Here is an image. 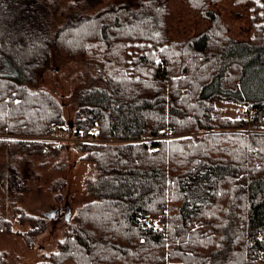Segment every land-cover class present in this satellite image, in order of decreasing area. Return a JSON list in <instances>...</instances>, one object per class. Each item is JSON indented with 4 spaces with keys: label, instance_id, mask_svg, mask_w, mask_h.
Wrapping results in <instances>:
<instances>
[{
    "label": "trees",
    "instance_id": "obj_1",
    "mask_svg": "<svg viewBox=\"0 0 264 264\" xmlns=\"http://www.w3.org/2000/svg\"><path fill=\"white\" fill-rule=\"evenodd\" d=\"M68 1L0 0V147L54 155L67 144L40 138L68 130L89 140L81 159L106 175L99 212L81 214L91 228L36 264H264V76L251 81L264 72V0H234L247 8V39L229 36L213 9L223 0H185L209 25L183 41L168 38L163 0H112L94 13L102 0ZM52 51L81 56L102 82L78 92L72 123L53 94L24 90L26 69ZM218 101L245 113L231 118ZM19 171L8 163L16 201L27 189ZM14 212L32 246L50 218ZM11 232L0 201V235Z\"/></svg>",
    "mask_w": 264,
    "mask_h": 264
},
{
    "label": "rangeland",
    "instance_id": "obj_2",
    "mask_svg": "<svg viewBox=\"0 0 264 264\" xmlns=\"http://www.w3.org/2000/svg\"><path fill=\"white\" fill-rule=\"evenodd\" d=\"M163 1L167 2L169 7L167 35L171 40H187L209 25L207 19L189 9L185 0ZM61 2L68 8L72 5V2L68 0H61ZM111 2L112 0L98 2V6L91 9L90 13L96 12ZM213 9L221 14L226 27L227 24L231 25L229 36L247 39L249 31L246 6L236 5L234 0H223ZM225 34L227 35V30ZM120 38L126 46L130 45V35L125 34ZM52 56L50 63L30 70L26 69L28 73L24 77L26 82L24 90L28 92L46 90L53 94L63 104L66 121L72 123L75 121L77 112L78 92L84 87L102 84V82L99 83L98 78L93 77L95 69L89 66L81 56L77 58L64 56L60 51H52ZM263 76L264 72L261 71V76L260 73L256 77L253 75L251 81H254V85L257 82L262 84ZM217 105L231 118L242 117L245 113V108L239 103L218 101ZM67 134H70L68 130ZM65 136L67 138V135ZM69 138L75 139L71 135ZM40 139L48 141L55 148L60 146L48 137ZM60 149L54 155L36 153L8 157L4 147H0V201L3 205V213L12 221V232L0 235V251L7 254L6 264L41 262L46 254L59 251L63 242L73 240L75 231L84 230L85 227L91 228L84 221L85 216L81 215L83 213L86 215V211L83 210L87 205L89 209H93L89 211L92 214L99 212V209L93 208L99 203L95 186L103 183L102 177H106L105 173L99 170L98 164L94 161L82 160V153L77 149V145L67 144ZM9 162L20 170L21 176L26 178L27 189L14 194L17 201L7 192ZM103 163L108 161L104 159L101 161V164ZM16 205L34 217H46V214L57 210L62 215L59 214L56 220L49 219L45 230L36 235L34 243L29 246L23 234L29 232L30 225L19 219V215H15ZM67 205L70 206L69 222L65 221Z\"/></svg>",
    "mask_w": 264,
    "mask_h": 264
},
{
    "label": "built area",
    "instance_id": "obj_3",
    "mask_svg": "<svg viewBox=\"0 0 264 264\" xmlns=\"http://www.w3.org/2000/svg\"><path fill=\"white\" fill-rule=\"evenodd\" d=\"M67 134H65V132L59 128H56L54 129L53 131V134L48 137L51 141L55 142L56 144H61V143H66V144H75L77 145V149L78 150H82L83 148V144L85 142H88L89 140H87L86 138H76L75 139H71L69 138L70 136L67 135V138L66 136Z\"/></svg>",
    "mask_w": 264,
    "mask_h": 264
},
{
    "label": "water",
    "instance_id": "obj_4",
    "mask_svg": "<svg viewBox=\"0 0 264 264\" xmlns=\"http://www.w3.org/2000/svg\"><path fill=\"white\" fill-rule=\"evenodd\" d=\"M66 210H67V213L65 214V221L69 222L70 221V206L69 205L66 206ZM59 213H60V211L57 210L55 212L46 214V217L55 220V219H57Z\"/></svg>",
    "mask_w": 264,
    "mask_h": 264
},
{
    "label": "flooded vegetation",
    "instance_id": "obj_5",
    "mask_svg": "<svg viewBox=\"0 0 264 264\" xmlns=\"http://www.w3.org/2000/svg\"><path fill=\"white\" fill-rule=\"evenodd\" d=\"M59 214H61V215H62V213H59Z\"/></svg>",
    "mask_w": 264,
    "mask_h": 264
}]
</instances>
